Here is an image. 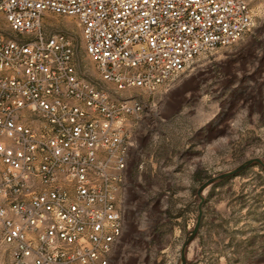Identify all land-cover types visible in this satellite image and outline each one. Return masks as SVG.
<instances>
[{
  "label": "built area",
  "instance_id": "built-area-1",
  "mask_svg": "<svg viewBox=\"0 0 264 264\" xmlns=\"http://www.w3.org/2000/svg\"><path fill=\"white\" fill-rule=\"evenodd\" d=\"M48 13L77 19L99 79ZM254 17L248 0H0V235L15 264H118L143 110L124 93L170 84Z\"/></svg>",
  "mask_w": 264,
  "mask_h": 264
},
{
  "label": "rangeland",
  "instance_id": "rangeland-1",
  "mask_svg": "<svg viewBox=\"0 0 264 264\" xmlns=\"http://www.w3.org/2000/svg\"><path fill=\"white\" fill-rule=\"evenodd\" d=\"M248 1L255 24L243 38L199 54L183 75L152 93H124L143 110L129 130L138 146L129 162L118 264H180L199 214V187L250 159L264 162V0ZM45 24L76 37L81 71L99 79L77 19L48 13ZM203 197L187 264H264V167L253 163L217 180ZM0 264H15L1 235Z\"/></svg>",
  "mask_w": 264,
  "mask_h": 264
},
{
  "label": "water",
  "instance_id": "water-1",
  "mask_svg": "<svg viewBox=\"0 0 264 264\" xmlns=\"http://www.w3.org/2000/svg\"><path fill=\"white\" fill-rule=\"evenodd\" d=\"M253 163H258L259 165H261L262 167H264V162L260 159V158H254V159H250L244 163H242L240 166H238L237 168L233 169L232 171L226 172V173H222L220 175H217L215 177H212L210 179H208L207 181H205L198 189V195L200 197V205H199V214H198V218H197V222L195 224V227L189 232V234L187 235L182 248H181V261L180 264H187V255H186V250L189 247V245L196 239L200 227H201V220H202V204L204 202V197H203V191L206 189V187H208L210 184H212L213 182L223 179L225 177L231 176L241 170H243L244 168H246L247 166L253 164Z\"/></svg>",
  "mask_w": 264,
  "mask_h": 264
}]
</instances>
